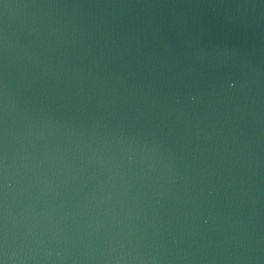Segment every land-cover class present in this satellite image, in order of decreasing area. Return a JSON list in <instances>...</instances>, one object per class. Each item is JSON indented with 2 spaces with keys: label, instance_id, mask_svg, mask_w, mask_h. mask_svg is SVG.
<instances>
[{
  "label": "water",
  "instance_id": "95a60500",
  "mask_svg": "<svg viewBox=\"0 0 264 264\" xmlns=\"http://www.w3.org/2000/svg\"><path fill=\"white\" fill-rule=\"evenodd\" d=\"M2 264H264V0H0Z\"/></svg>",
  "mask_w": 264,
  "mask_h": 264
},
{
  "label": "snow or ice",
  "instance_id": "6c2138e0",
  "mask_svg": "<svg viewBox=\"0 0 264 264\" xmlns=\"http://www.w3.org/2000/svg\"><path fill=\"white\" fill-rule=\"evenodd\" d=\"M0 264H2V262H0Z\"/></svg>",
  "mask_w": 264,
  "mask_h": 264
}]
</instances>
